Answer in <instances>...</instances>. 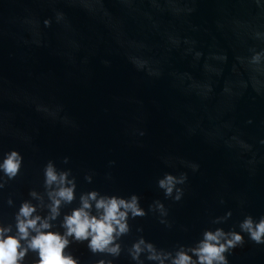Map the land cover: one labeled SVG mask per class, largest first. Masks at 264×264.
<instances>
[{
  "label": "water",
  "instance_id": "water-1",
  "mask_svg": "<svg viewBox=\"0 0 264 264\" xmlns=\"http://www.w3.org/2000/svg\"><path fill=\"white\" fill-rule=\"evenodd\" d=\"M189 6L190 0H0V161L12 150L23 156L20 175L0 189V221L14 225L29 192H43L49 160L76 179L77 199L61 220L92 190L136 194L145 210L157 199L165 204L172 227L152 212L130 220L125 248L140 236L167 250L191 246L205 230L239 232L246 216L264 217V74L249 63L252 52L264 50V20L250 0H196L191 14ZM57 12L64 14L59 23ZM234 133L258 151L255 164L229 139ZM181 160L198 162L200 171L193 174ZM182 171L189 179L176 203L157 181ZM229 211L226 222L212 223ZM59 223L53 230L62 232ZM242 235L229 264H264V244ZM67 251L80 264L111 259L93 255L86 242ZM33 259L29 253L25 264ZM113 264L135 262L125 251Z\"/></svg>",
  "mask_w": 264,
  "mask_h": 264
},
{
  "label": "clouds",
  "instance_id": "clouds-1",
  "mask_svg": "<svg viewBox=\"0 0 264 264\" xmlns=\"http://www.w3.org/2000/svg\"><path fill=\"white\" fill-rule=\"evenodd\" d=\"M248 2L249 0H241V3ZM250 2L257 9L259 18L264 20V0ZM195 4L196 0H190V6L187 8L189 14L195 11ZM63 18L62 12L55 14L57 23ZM51 24V19L44 20L45 27H50ZM261 31H264V28L258 29V33ZM103 63L110 67V61ZM249 63L264 74V50L252 52ZM258 94L264 95V91ZM37 110L48 111L42 107H38ZM140 135L144 133L141 132ZM229 139L244 149L242 154H251L249 164L257 162L258 151L253 150V145L244 141L239 133H234ZM259 143L264 146V140H260ZM232 146L229 144V147ZM68 162L69 157H64L63 163ZM110 163L115 164V161ZM165 163L172 166L169 160H165ZM180 163L193 174L200 171L198 162L181 160ZM22 167L23 156L20 152L12 150L4 153L0 161V173H3V177H0V189H3L8 181L19 176ZM43 174V192L34 189L29 192L31 199L20 204L14 216V225L0 221V264H25L29 253L35 254L32 264H80V259L67 250L73 243L85 242L93 255L111 257L101 258L96 264H113L125 251L135 264H145V261L152 264H229L227 254H231L234 249L245 243L242 233H246L255 244H264V217L256 221L249 215L240 222L239 232L234 229L225 231L221 227L205 230L202 238L191 246L178 245L173 250H167L158 248L140 236L130 247L125 248L122 238L132 230L130 220L143 218L152 212L158 215L160 224L167 228L172 227V222L167 219L168 208L162 201L154 200L145 210L141 206V198L136 194L122 197L92 190L82 192L79 195V206L72 208L70 213L63 214L61 220L62 209L77 199L76 179L70 169L59 170L52 160L44 166ZM85 179L89 183L92 182L91 175ZM188 179L186 171L178 175L165 173L158 179L157 187L163 191L166 199L179 203L185 195L183 186L187 184ZM7 203L11 207L14 202L9 198ZM231 215L229 211L224 216L216 217L212 223L222 224ZM58 220L60 221L58 227L63 229L62 232L53 230L57 228ZM136 230L142 232L143 228L138 227Z\"/></svg>",
  "mask_w": 264,
  "mask_h": 264
}]
</instances>
